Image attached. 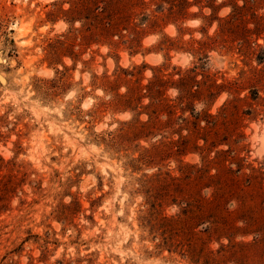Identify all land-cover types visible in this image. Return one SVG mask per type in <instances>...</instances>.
Wrapping results in <instances>:
<instances>
[{"label":"rangeland","instance_id":"obj_1","mask_svg":"<svg viewBox=\"0 0 264 264\" xmlns=\"http://www.w3.org/2000/svg\"><path fill=\"white\" fill-rule=\"evenodd\" d=\"M0 79V264H264V0H0Z\"/></svg>","mask_w":264,"mask_h":264},{"label":"trees","instance_id":"obj_2","mask_svg":"<svg viewBox=\"0 0 264 264\" xmlns=\"http://www.w3.org/2000/svg\"><path fill=\"white\" fill-rule=\"evenodd\" d=\"M227 173H228V174H233V171H231V170H227Z\"/></svg>","mask_w":264,"mask_h":264},{"label":"bare ground","instance_id":"obj_3","mask_svg":"<svg viewBox=\"0 0 264 264\" xmlns=\"http://www.w3.org/2000/svg\"><path fill=\"white\" fill-rule=\"evenodd\" d=\"M1 80V79H0Z\"/></svg>","mask_w":264,"mask_h":264}]
</instances>
